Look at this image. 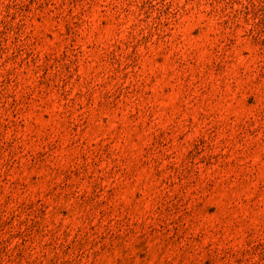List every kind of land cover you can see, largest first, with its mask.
Here are the masks:
<instances>
[{"label":"rangeland","instance_id":"1","mask_svg":"<svg viewBox=\"0 0 264 264\" xmlns=\"http://www.w3.org/2000/svg\"><path fill=\"white\" fill-rule=\"evenodd\" d=\"M0 264H264V0H0Z\"/></svg>","mask_w":264,"mask_h":264}]
</instances>
